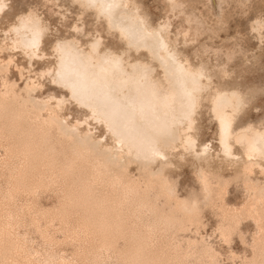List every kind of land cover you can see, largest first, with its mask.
Returning a JSON list of instances; mask_svg holds the SVG:
<instances>
[{"label":"bare ground","instance_id":"6f19581e","mask_svg":"<svg viewBox=\"0 0 264 264\" xmlns=\"http://www.w3.org/2000/svg\"><path fill=\"white\" fill-rule=\"evenodd\" d=\"M8 1L0 0V20L9 14ZM162 1L169 15L152 21L143 0H71L80 18L66 27L72 35L50 46L53 62L40 76L49 77L55 92L44 100L35 95L42 83L28 80L18 89L7 75L11 66L19 77L22 69L12 58L0 59V170L14 160L11 177L24 193L35 196L57 188L65 204L89 209L81 228L92 227L103 242L122 237L130 246L128 242L134 245L138 239L152 245L158 240V226L143 236L135 229L151 223L168 230L170 218L163 211H175L189 222H197L199 211L206 209L239 211L226 213L223 237L239 232V221L250 218L258 233L251 264H264V119L257 125L243 121L257 91L222 83L229 77L226 66L249 49L231 45L229 39L230 46L222 40L216 48L200 43L203 31L212 33L203 39L209 41L227 32L225 7L233 0H202L206 9L195 13L186 11L182 0ZM87 13L94 19L90 31L82 21ZM48 14L53 15L51 10ZM60 19L66 24V15ZM49 21L36 11L18 17L5 32L8 45L1 44L0 53L19 52L29 65L47 62L45 47L53 30ZM250 28L262 44L264 16L257 14ZM88 37L91 40L83 43ZM106 39L115 40L116 46ZM182 49L192 53V61ZM209 53L221 57L220 66L201 59ZM67 103L87 113L108 141L96 136L86 120L68 122L62 114ZM203 108L215 122L214 151L197 136ZM186 158L196 165L199 192L180 198L171 174ZM224 164L233 170L232 181L241 182L247 193L240 209L226 207L230 181L223 168L220 172ZM132 167L137 177L129 174ZM17 218L0 211V264H19L23 249L15 230ZM203 252L213 259L211 249Z\"/></svg>","mask_w":264,"mask_h":264},{"label":"rangeland","instance_id":"374dc122","mask_svg":"<svg viewBox=\"0 0 264 264\" xmlns=\"http://www.w3.org/2000/svg\"><path fill=\"white\" fill-rule=\"evenodd\" d=\"M64 1L9 0V3L7 2L8 6L10 5L9 8L11 7L9 9V14L6 18L0 20V42L2 41L0 45H8L9 35H5V32L8 31V27L16 22L18 17L30 11H36L45 19L50 20L49 23L53 30L51 32V38H48L45 47L46 53L48 52L47 55H49L46 58L47 62L44 61L29 65L27 60L23 55H20L19 52H16L17 55L15 52L12 53L6 50L0 53V59L7 60L8 58H12L13 61L16 62H14V64L22 69V76L19 77L17 71L15 69L13 70V66H11L7 75L9 82H14L18 89H22L25 82L28 80H32L35 83L38 82L39 84L42 83V91L35 94L36 97L41 100H44L55 92L49 83V77L46 75H44L45 77L40 76V73L46 71L48 66L52 65L53 53L50 50V46L56 39L68 38L72 35L70 30L66 27L71 26V24L77 22L78 18H80V10L75 5L71 4V0ZM161 1L143 0L146 10H148L150 20L162 21L164 17L169 15V13H167V8H169L168 5ZM182 1L185 4L184 8L186 11L192 10L195 13L206 9V5L202 0ZM190 2L193 3V6ZM48 10L52 11V16H49ZM225 13L229 15V20L227 21L229 28L227 32L219 35L220 40L214 39L209 41L203 39L211 38L210 36L212 33L207 30L203 31L201 34L202 41L200 43L204 46L210 45L216 48L222 46L223 44L221 43L223 41L224 44L230 46V44H227V39H229L228 43H231V45L239 43L244 49H249L248 51L246 50L244 55H235L230 63L231 65L228 64L226 66L229 77L225 78V82L222 81V83H225L228 85L227 87L231 89L238 88L240 91L245 92L249 90L253 92L257 91V96L253 99L254 101L250 105L249 111L245 113L246 116L243 120L246 124L257 125L264 119V48L261 49L264 47V41H262V44L259 43V39L252 34L250 25L257 14L264 16V0H233L230 5L228 3L225 7ZM62 15H66L67 17L66 24L60 19ZM82 21L84 22L86 31H90V26L94 23L91 14H85L84 17H82ZM180 23L179 21L175 23L174 26L180 25ZM262 34H264V32H262ZM91 38L92 37H88L85 41L84 39L81 40L85 43L91 40ZM108 40L109 39H106L107 42ZM110 43L116 46L115 40H111ZM256 49L259 52H257ZM181 51L192 61L191 52L183 49ZM251 52L254 54H250ZM256 58L259 59L257 60ZM201 59H203L204 62L210 60L209 64L213 66L215 64V66H218L219 63H221V57L218 58L214 56L213 53L203 55ZM241 59L243 61H241ZM193 62L197 64L199 61L193 60ZM35 64L37 66H35ZM56 96H58L57 93ZM65 109V111H62V114L64 113L63 116L67 118L68 122H83L86 120L87 123L90 124L91 129L95 128L96 136H102L103 139L105 138L106 141H108V136L104 130L100 126L95 125L89 119L87 113L78 110L73 104L69 103L66 104ZM207 112L208 110H206V108L200 111L201 116L197 120L196 132L200 141L199 143L212 147V151H214L217 150L216 126L211 114L209 112L207 114ZM3 156V148L0 147V157L2 158ZM15 162L16 161L13 160L10 167L0 170V211L18 215L15 230L22 242L21 246L23 249L19 264H28L29 262L27 261L29 258L35 260L34 264H59L61 262L62 264H182L181 262H183V264L252 263V248L258 233L254 222L250 218L244 217L239 221V232L233 233L228 238L223 237V231L226 228L225 226H227L225 224L226 213H238L239 211H219L217 208L206 209L204 211H199L197 222H189L175 211H163L164 215L170 218L168 230H163L164 228L160 225L151 223L147 224L150 227L139 226L135 229L138 234L143 236L146 231H151V227L158 226L159 232L156 235L158 240L152 243V245H149L145 240L138 239L137 242L141 243L140 246L136 242L133 245L132 241L128 242L131 244L130 246L126 241L121 239L122 237H118L116 241L111 240L109 242H103L96 236L97 234L94 233L95 229L92 227L86 229L81 228V219L86 215L84 211H89V209L75 208L73 205L65 204V200L57 188L41 190L39 194L37 193L35 196H30L26 192L24 193V189L22 188L18 189L15 185V179L11 177V169L17 164V162ZM177 165L178 166H176L171 174L172 179L177 183V197L186 198L191 193H198L199 185L195 178L196 175L194 174L196 170L194 162L186 158L182 163H178ZM231 170L232 168L230 166L221 165L220 172L230 181L224 201L227 208L240 209L247 202V193L243 191L244 189L241 182L232 181L233 170ZM129 174L133 177H137L138 172L135 167H132ZM258 176L259 175H256V178L263 181L262 178ZM158 206H160L159 203ZM159 213L161 214V211H159ZM134 248H136V251ZM139 249H141L140 253L138 252ZM204 249L212 250L214 253L213 259L204 254Z\"/></svg>","mask_w":264,"mask_h":264}]
</instances>
